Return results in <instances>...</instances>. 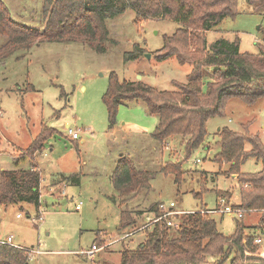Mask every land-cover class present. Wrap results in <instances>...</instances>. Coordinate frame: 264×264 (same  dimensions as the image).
I'll return each mask as SVG.
<instances>
[{
    "label": "rangeland",
    "instance_id": "1",
    "mask_svg": "<svg viewBox=\"0 0 264 264\" xmlns=\"http://www.w3.org/2000/svg\"><path fill=\"white\" fill-rule=\"evenodd\" d=\"M4 2L15 20L43 27V0ZM236 10L235 15L206 31L207 42L238 38L241 51L257 53L258 43L263 41L264 14L249 0H238ZM107 26L104 52L80 42L42 41L29 49H17L0 61V172L2 167H29L30 157L18 159L22 151L44 125L56 129L33 157L41 172L40 206L24 200L0 203V238L12 235L15 244L28 250L29 264H118L120 251L135 248L153 224L114 240L150 222L152 204L161 201L170 207L174 201L175 208L185 212L209 209L226 235L235 233L242 222L245 233L262 235L256 254L264 256L263 209L242 210L243 216L237 211L216 210L224 203L237 207L242 185L238 173L228 172L230 163L220 164L215 159L223 126L244 132V124L251 121L249 131L259 133L264 144V96L251 104L239 97L229 98L224 113L207 121L209 147L200 146L187 158L181 135L164 142L152 136L159 115L150 113L142 99L121 104L110 128L103 95L112 70L121 80L139 79L157 89L173 90L177 82L187 80L192 64L181 63L175 55L156 57L165 36L180 26L170 17L139 19L128 6L107 19ZM5 40L0 36V44ZM136 43L143 47L142 53L125 60L124 52ZM68 127L78 129L77 139L69 135ZM121 154L139 168L153 171L150 188L126 202L112 181ZM170 161L180 166L179 183L173 173L161 170ZM261 166L260 160L250 156L241 170L256 171ZM74 174L78 182L71 179ZM217 189L230 192V196L218 199ZM94 242L100 246L111 243L91 257L84 250ZM223 264H231V256Z\"/></svg>",
    "mask_w": 264,
    "mask_h": 264
},
{
    "label": "trees",
    "instance_id": "2",
    "mask_svg": "<svg viewBox=\"0 0 264 264\" xmlns=\"http://www.w3.org/2000/svg\"><path fill=\"white\" fill-rule=\"evenodd\" d=\"M237 2L44 0V26L40 28L15 20L7 4L0 0V36L6 37L0 44V61L17 49H29L42 41L80 42L104 52L109 39L107 19L128 6L136 11L139 19L161 16L178 21L180 26L173 34L165 36L164 45L155 54L158 59L175 55L181 63H191L187 80L177 82L176 89L163 90L139 79L121 80L112 70L103 99L109 112L110 128L116 122L121 104L144 100L149 112L159 115L152 136L164 142L172 135H181L187 158L194 149L209 147L207 121L224 113L229 98L239 97L251 104L264 96V30L257 53L241 51L238 38L219 37L211 44L207 42L206 31L225 17L235 15ZM249 2L264 14V0ZM142 49L138 43L134 44L132 50L124 52V59H136ZM208 67L213 68L210 73ZM250 122L244 124V132L221 127L220 151L215 155L220 164L230 163L229 173L239 174L240 202L234 207L243 211L264 210V144L259 133L249 131ZM55 133L56 129L44 125L29 147L22 151L18 159L30 157L29 167L1 170L0 203L24 200L40 206L41 172L33 157ZM250 156L260 160L262 166L256 171L243 172L241 165ZM161 170L173 173L175 181L180 182L182 172L177 162L170 161ZM152 174V170L139 168L129 156L121 154L112 174L114 189L123 202L129 201L140 190L150 188ZM71 179L78 182L79 177L74 174ZM217 195L218 199L229 197L230 192L217 189ZM161 204L158 201L151 205L153 216L163 213ZM211 212L207 208L186 211L181 214L178 225L167 224L166 218L157 220L135 248L125 247L120 251L118 264H223L230 256L231 264H264V256L256 254L261 246L255 241L256 234L245 233L243 223L238 222L235 233L226 235ZM262 218L264 221V214ZM27 251L20 246L0 243V264H29Z\"/></svg>",
    "mask_w": 264,
    "mask_h": 264
},
{
    "label": "built area",
    "instance_id": "3",
    "mask_svg": "<svg viewBox=\"0 0 264 264\" xmlns=\"http://www.w3.org/2000/svg\"><path fill=\"white\" fill-rule=\"evenodd\" d=\"M68 133L69 135L72 136V138L74 139H77L79 137V132H78V129H75L73 127H68ZM198 161L200 159H197ZM222 201H224V199L222 198ZM175 205L176 203L174 201H171L170 202V207H166L163 203L160 205L161 208L163 209V213L157 217L151 215V219H150V222H146L145 225H141L140 227H137L136 229H133V230H130V231H126L120 238H117L115 239L114 241H117L119 239H122L124 237H127V236H130L131 234H133L134 232H136L137 230H140V229H143V228H146L148 227L150 224H154L157 220H160L162 218H166L167 220V224H170V225H178L180 223V216L181 214H183L185 211H182V210H179V209H176L175 208ZM76 207L77 208H80L81 207V202L80 203H77L76 204ZM216 210H219V211H222V212H229V213H232L234 211H237L239 216H242L243 215V211L239 208H235L232 204H226L224 203V206L216 209ZM113 241V242H114ZM255 241L256 242H261L262 241V238L261 237H256L255 238ZM112 242V243H113ZM0 243H8V244H11V245H15V246H20L22 247L21 245H17L13 242V236L12 235H9L7 238H0ZM111 242L109 243H106L102 246L98 245L96 242H94L90 248L84 250V252L86 254H88L89 256L93 257L96 253V251L98 249H100V247H103V246H107L108 244H110Z\"/></svg>",
    "mask_w": 264,
    "mask_h": 264
},
{
    "label": "crops",
    "instance_id": "4",
    "mask_svg": "<svg viewBox=\"0 0 264 264\" xmlns=\"http://www.w3.org/2000/svg\"><path fill=\"white\" fill-rule=\"evenodd\" d=\"M44 1V0H43ZM42 7H43V2H42ZM42 7H41V18L43 17L42 16ZM42 20H43V18H42ZM43 26H44V21H43ZM14 168H27V167H14ZM4 169H7V168H4ZM8 169H12V168H8ZM1 170H3V167L1 168ZM126 232V231H125ZM131 235H134V233L133 234H131ZM256 236L257 237H261L262 235H260V234H256ZM262 238V237H261ZM262 240H263V238H262ZM141 242V241H140ZM139 242V243H140ZM263 251H264V246H263V249H262Z\"/></svg>",
    "mask_w": 264,
    "mask_h": 264
}]
</instances>
